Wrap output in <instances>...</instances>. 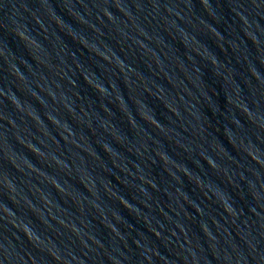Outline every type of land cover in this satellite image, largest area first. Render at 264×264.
<instances>
[{
  "label": "water",
  "instance_id": "95a60500",
  "mask_svg": "<svg viewBox=\"0 0 264 264\" xmlns=\"http://www.w3.org/2000/svg\"><path fill=\"white\" fill-rule=\"evenodd\" d=\"M0 264H264V0H0Z\"/></svg>",
  "mask_w": 264,
  "mask_h": 264
}]
</instances>
